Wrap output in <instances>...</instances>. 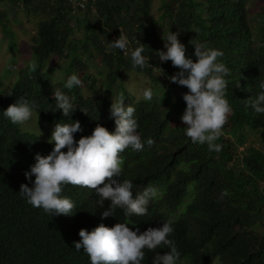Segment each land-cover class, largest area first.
Returning <instances> with one entry per match:
<instances>
[{
  "label": "trees",
  "instance_id": "trees-1",
  "mask_svg": "<svg viewBox=\"0 0 264 264\" xmlns=\"http://www.w3.org/2000/svg\"><path fill=\"white\" fill-rule=\"evenodd\" d=\"M1 2L22 13L39 15L40 19L31 44L36 71H29L32 61L29 62L18 70L10 90L13 94L0 92V264H91L83 249H75L74 241L81 239L82 228L91 232L101 223L114 227L123 222L133 230L138 227L142 233L149 227H162L187 196L191 200L185 209L170 220L174 232L169 238L175 242L180 260L186 259L190 264H264V233L258 229L259 225L264 226V151L247 143L248 132L258 133L264 142V114L255 113L251 107L261 91L258 85L264 81V3L254 12L258 17L255 25L248 0H181L173 11L171 1L164 3L165 13L170 10L183 32L182 39L223 51L218 62L230 70L225 79L229 82L226 98L232 112L223 135L216 141L222 150L210 152L207 144L193 143L185 134L181 117L186 109L182 96L188 91L186 87L169 79L162 96L133 103L122 81V69H133L131 52L139 46L144 47L142 55L149 64L143 69L134 68L160 80L153 72L160 63L155 35L161 25L151 17L153 0H88L83 37L75 35L74 17L78 19V14H74L76 9L70 0ZM93 5L97 25L89 16ZM4 19L8 17L0 9L4 34L14 38L15 32ZM121 29L133 47L128 55L109 48L115 40L112 36L118 39ZM92 48L106 68V72L100 71L105 76L102 92L96 89V77L88 74L89 65L83 57L86 53L93 55ZM186 48L187 54L196 59L194 45L188 43ZM53 55L66 60V77L59 80L45 69ZM80 71L84 72L82 78ZM178 71L171 61L163 62L161 74L169 78ZM73 74L82 83L88 81V93L85 84L71 90L64 87ZM3 85L0 76V88ZM54 88L68 95L76 107L68 117L56 108ZM174 92L178 97L171 103ZM19 97L35 103L34 112L40 121L56 125L79 120L83 131L74 133L77 141L91 135L97 124L115 131V120L109 119L113 99L123 98L125 106H133L144 148L135 151L129 147L120 154L124 171L119 179L134 183V198L145 188L157 190L158 198L150 201L147 215L125 216L123 210L117 209L115 216L102 218L110 201L101 207L94 190L70 184L64 186L61 195L74 202L72 215L52 216L29 204L19 191L22 184L33 186L35 176L29 181L25 172L36 163V154L49 155L54 143L41 141L36 133L21 130L20 124H13L4 116L3 112ZM149 137L154 140L151 146L146 143ZM240 146L243 149L237 152ZM225 191L227 195L221 199ZM157 251L164 254L170 248ZM154 255L146 250L141 264H152Z\"/></svg>",
  "mask_w": 264,
  "mask_h": 264
},
{
  "label": "clouds",
  "instance_id": "clouds-1",
  "mask_svg": "<svg viewBox=\"0 0 264 264\" xmlns=\"http://www.w3.org/2000/svg\"><path fill=\"white\" fill-rule=\"evenodd\" d=\"M179 35V31H171L166 36L163 34L162 39L167 50H159L157 55L161 62L171 61L173 67L179 69L175 75L169 77L171 82L188 89L182 94L186 109L181 117L186 125V136L193 143L207 144L210 152H219L222 145L216 141L223 135L224 125L232 112L226 98L229 82L225 79L230 70L218 62V58L224 54L223 51L209 49L201 42L189 41L195 47L196 59L190 57L186 45L178 38ZM129 44L128 37L121 29L119 38L113 40L109 48L120 49L128 55ZM144 51V47L139 46L131 52L133 67L139 66L143 69L149 64L142 55ZM28 68L30 72H35L36 62L32 61ZM81 84V79L73 74L67 79L64 87L71 90ZM258 87L261 91L251 102V107L255 113L264 114V81H261ZM12 94L9 92L7 95ZM53 95L56 108L62 110L64 117L75 111L76 107L70 102L69 96L59 88H54ZM153 97L152 89L144 90V100L151 101ZM35 107L34 102L19 97L3 114L13 124H24L31 119ZM82 111L88 114L84 109ZM135 111L133 106L124 105L123 98L113 99L109 119L114 118L115 131L112 132L106 126L97 124L91 135L82 136L78 141L74 138V133L83 131L79 120L70 124L56 123L48 140V143L54 142V148L47 156L36 154V163L31 166L30 171L25 172L29 181L35 176L33 186L22 184L20 195L33 207L41 208L52 216L72 215L74 202L61 195L64 186L70 184L94 190L101 207L105 201H110L109 207L102 213V218L115 216L117 209L123 210L125 216L147 215L150 201L158 198L157 190L145 188L134 198L132 191L134 183L131 180L119 179L124 171L120 154L129 147L135 151H142L144 148L137 131L139 125L134 116ZM146 143L151 146L154 140L149 137ZM65 148L67 151H63ZM225 195L227 191L221 194V199ZM187 198L190 199L186 201ZM187 198L184 202L185 207L191 196ZM183 204L176 210L183 208ZM174 212L171 213L170 220L178 216L173 217ZM170 220L165 221L162 227H149L142 233L138 227L133 230L128 223L123 222L117 223L114 227L101 223L91 232L82 228L79 231L81 239L74 241L75 249L77 251L83 249L90 257L91 264H141L145 259L146 250L155 253L152 264H179L180 253L175 242L169 238L174 232ZM161 248H170V251L161 254L157 251Z\"/></svg>",
  "mask_w": 264,
  "mask_h": 264
},
{
  "label": "rangeland",
  "instance_id": "rangeland-1",
  "mask_svg": "<svg viewBox=\"0 0 264 264\" xmlns=\"http://www.w3.org/2000/svg\"><path fill=\"white\" fill-rule=\"evenodd\" d=\"M167 1H171L173 3L172 7H170V10L173 11L175 5L178 4L181 0H153L151 6V17L155 18L156 20L158 19L159 24H161L155 36L160 50L163 51H166L167 49L164 47L165 41L164 39H162V35L164 34L166 36L169 32L172 31V29H174L173 32H180L178 38L182 43H184L185 45L189 43V41H186L184 38L182 39L183 32L175 24L170 10L169 13H165L166 8L163 6ZM263 3V0H248L249 10L253 15L251 19L253 25H255L258 21V17L254 12L259 10ZM93 7L94 8L92 9V12L89 16L91 20L97 25L98 15L94 5ZM0 9H4V12H6V16L8 17V19L4 20L8 21L11 29L15 32L14 38H11L10 35L4 34L2 25L0 24V76L2 77L4 82L3 87L0 88V92L7 95L17 79L18 70L26 66L33 60V53L31 49L32 35L37 30V23L40 19V16L36 14L29 15L26 13H22L19 8L12 6L9 7L2 2L0 4ZM76 12L78 14V19L74 17V19L76 20L75 26H77L75 35L78 37H83V27L85 24L84 19L86 16L84 7L79 6V10H74V14ZM161 16L164 18H161ZM112 37L113 39H115L114 36ZM12 40H14V46L12 45ZM83 57L89 65L87 69L88 74L92 76V78L96 77V89H99L102 92V90L105 89V76L103 73H100V71L106 72V68L102 65L100 55L95 51V49H93V55L86 53L85 55H83ZM65 64L66 60L64 58L53 55L46 63L45 69L51 72L55 80H59L66 77V74L64 72ZM162 67L163 62H160L153 68L154 74L160 77V80H155V77H151L148 72L138 71L134 67L131 70L122 69V81L130 92L133 103L140 99H144L143 92L146 89L150 88L153 90L154 95L160 96H162V94L167 91L170 80L167 76L161 74ZM78 74H80L82 78L84 72L80 71L78 72ZM87 82L88 81H83L82 83L85 84L84 88L86 93H88V90H90L88 86L89 84H87ZM177 97L178 93L174 92L172 94L173 100L171 101V103L174 102ZM54 127V123L40 121L38 115L35 112H33V115L29 121L25 122L24 124H20L21 130L24 131V129H26L30 130V132L32 133H36L41 141L49 140ZM247 143L253 144L264 151V142L262 136L258 133L248 132ZM242 149V146L238 147L237 152H241ZM189 199L190 198H187L186 201H188ZM185 204L186 203L183 204V208L180 207L173 213V217L175 215H178L179 212H181L185 208ZM258 229L264 233V226L259 225ZM179 264H190V262L186 259H181L179 261Z\"/></svg>",
  "mask_w": 264,
  "mask_h": 264
},
{
  "label": "built area",
  "instance_id": "built-area-1",
  "mask_svg": "<svg viewBox=\"0 0 264 264\" xmlns=\"http://www.w3.org/2000/svg\"><path fill=\"white\" fill-rule=\"evenodd\" d=\"M70 1L72 2L74 9L77 10V9L79 8V6L85 8V7H86V3H87L88 0H70ZM127 37H128V36H127ZM114 38L117 39L116 36H114ZM132 49H133L132 45L129 44L128 52L132 51ZM160 62H161V61H160ZM161 66H162V65H161ZM162 68H163V67H162ZM162 68H161V70H162Z\"/></svg>",
  "mask_w": 264,
  "mask_h": 264
}]
</instances>
